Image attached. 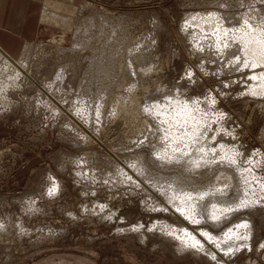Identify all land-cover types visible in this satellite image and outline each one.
<instances>
[{
    "label": "rangeland",
    "instance_id": "374dc122",
    "mask_svg": "<svg viewBox=\"0 0 264 264\" xmlns=\"http://www.w3.org/2000/svg\"><path fill=\"white\" fill-rule=\"evenodd\" d=\"M50 1L51 19L42 20L39 37L23 52L32 75L96 137L70 122L37 84L24 80L10 88L0 79V264H222L183 248L160 228L157 220L182 223L158 194L116 177L119 163L140 162L167 141L160 120L146 131L125 109L131 91L142 104L174 93L190 99L197 116L207 119L206 136L223 141L242 164L258 163L256 175L264 182V96L249 90L250 67L238 46L222 49L212 32L183 25L188 11L216 9L230 27L241 26L240 13L264 18V0ZM133 67L144 76L134 89L125 73ZM95 73L104 76L90 84ZM97 80L104 91H95ZM255 215L254 245L237 250L233 263L264 264V211Z\"/></svg>",
    "mask_w": 264,
    "mask_h": 264
},
{
    "label": "bare ground",
    "instance_id": "6f19581e",
    "mask_svg": "<svg viewBox=\"0 0 264 264\" xmlns=\"http://www.w3.org/2000/svg\"><path fill=\"white\" fill-rule=\"evenodd\" d=\"M48 4L54 7L52 1L48 0ZM255 16V14L247 11L240 13L237 17L243 24L241 26H235V23H231L230 27L225 23L224 17L216 9L193 10L186 13L183 18V25H192L203 31L212 32L217 40V45L222 49L226 45L228 46V44L230 46L231 44L232 46H238L239 50L237 52H240L238 53L239 58H243V61H241L244 65L248 64L251 70L249 74L251 75L250 79L253 78V82L249 90L254 97L258 98L264 96V18L254 19ZM64 19L66 18L64 17ZM79 28L82 27L79 26ZM74 42L76 43V40ZM25 46L27 47L28 44ZM25 48L24 50L26 52ZM140 56L142 57L140 59L144 58L143 55ZM27 58L23 51L20 54L11 55L0 49V79L4 77L5 86H10V88L11 86L21 87L24 80H29L33 84H37L42 91L51 96L53 94L50 90L51 86L48 88L47 84H41L32 75L29 61L26 60ZM93 60L94 58L91 61ZM131 61L133 63V60ZM93 63H91L92 66ZM150 66L149 68H152ZM103 70V66L102 69H98L100 73ZM125 73L127 81L131 83L133 89L137 81L139 82L144 77H141L139 70L134 67L129 68ZM95 74L91 75L93 79L91 78L90 84L95 78L98 79L99 76H104V74ZM62 75L60 74L59 76ZM98 80L100 81V79ZM98 80L95 83L93 82V85L95 86V91L102 92L105 87L103 86V81L99 82ZM56 83L58 81H52V85ZM0 91L2 90L0 89ZM135 92H130V99L127 101L129 104L126 109L123 107L127 117L130 120L135 117L140 118L137 126L142 127L146 131L153 125L152 122L160 120L165 130V135L161 137L162 139L167 138V141H165L166 145H163L155 155H149L150 157H144L142 155V157H139L140 162H132L130 164L122 162L125 165L123 166L116 160L119 163L117 172H121L116 177L120 180L137 183L151 194H158L162 201H164L162 203L158 200L161 202V205H164L163 208L171 209L177 216L178 221L182 224L174 225L165 220H157L156 222L159 223L160 228L166 229L167 234L176 238L177 242L181 243L183 248L190 247L194 251L198 250L222 264H237L233 263L230 258L237 250L242 249L243 246L253 247L252 238L257 233L252 216L259 214L261 210L264 211V191H262L261 186H256L257 181L259 184L264 185V182L256 175L257 172L255 171V167L259 166V164H251L250 166L247 165V167L246 164L241 163V160L237 156L233 155L234 151L232 152L230 149L224 147L223 141L220 143H218L219 141L213 142L215 136H211V134L206 136L209 131L206 125L207 119L197 116L193 101L190 99L174 93V95H166V101L149 99L146 101V104H142L136 97L137 94ZM51 97L55 99L58 109L67 114L65 116L70 122L80 128L84 133L87 134V132H90V134L96 137L87 121L77 111L73 110L58 96ZM5 100L7 101V99ZM5 103L9 104L8 102ZM127 103L125 101L123 105L125 106ZM156 168L158 169L154 170ZM164 169H167L166 173H164ZM155 174H158V176L154 180L150 179ZM152 195L154 196V194ZM29 205L33 206L32 203ZM245 209L255 211L251 215V212L245 211ZM240 211L243 212L236 218L230 219L232 214ZM227 221L228 224L223 225L224 227L220 231H213L211 228V226L216 227L220 224L222 226V223ZM195 222L199 225L194 226L193 224ZM205 224L209 225L207 226Z\"/></svg>",
    "mask_w": 264,
    "mask_h": 264
},
{
    "label": "crops",
    "instance_id": "0c3cea01",
    "mask_svg": "<svg viewBox=\"0 0 264 264\" xmlns=\"http://www.w3.org/2000/svg\"><path fill=\"white\" fill-rule=\"evenodd\" d=\"M48 6V0H0V49L17 55L28 42L36 40L42 20L53 15L46 13Z\"/></svg>",
    "mask_w": 264,
    "mask_h": 264
}]
</instances>
